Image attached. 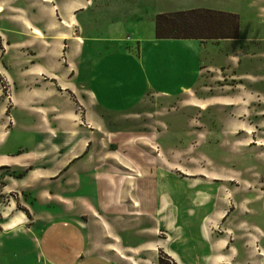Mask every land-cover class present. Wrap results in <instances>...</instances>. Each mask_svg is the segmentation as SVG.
<instances>
[{"label": "crops", "instance_id": "1", "mask_svg": "<svg viewBox=\"0 0 264 264\" xmlns=\"http://www.w3.org/2000/svg\"><path fill=\"white\" fill-rule=\"evenodd\" d=\"M204 3L217 5L219 0H78L68 19L60 21L69 26L68 38L60 39L66 42L68 66L52 72L53 89L42 90L45 83H41L19 92L20 96L14 93L19 102L14 112L25 113L23 109L30 103L51 98L56 105L87 106L102 124L104 111L133 116L149 95L179 98L193 100L201 113L219 122V129L228 137L242 133L249 144L257 143L256 139L264 138V20L253 16L246 34L240 21L236 39L155 38L159 13L196 8L233 13ZM31 27L29 32L44 35L43 25ZM23 74L22 82L29 77L38 82L36 77H43L44 72L35 66L24 68ZM8 104L0 87V264H156L158 249L176 264H237L236 252L240 259L253 256L264 262V248L259 246L260 250L251 253L245 247L247 238L235 239V221L230 217L227 230L232 236L205 238L204 208L195 210L192 219L187 211L177 209L175 229L171 219L165 220L161 224L166 237L157 238L152 207L162 199L171 201L165 183L153 194L131 196L127 213L142 222L137 228L131 226L126 235L117 231L115 237L120 241L92 238L93 223L102 231V239L108 236L111 224L104 219L93 222V217L85 218L86 212L76 215L62 209L63 204H76L80 199L99 202L89 190L80 195L75 191L77 185L82 190L97 180L93 182L91 172L80 175L85 164L77 156L85 145L79 154L70 144L53 145L48 151L41 116L11 117ZM59 115L66 122L75 117L62 108ZM46 123L52 128L49 120ZM12 135L17 140L8 146ZM21 138L26 139V146L20 144ZM17 172L23 173L21 178L11 176ZM61 187H67L66 194ZM183 198L187 201L188 197ZM165 217H172V211ZM184 227L189 229L187 235ZM125 236L140 240L128 242ZM173 239L179 242L170 243Z\"/></svg>", "mask_w": 264, "mask_h": 264}, {"label": "rangeland", "instance_id": "2", "mask_svg": "<svg viewBox=\"0 0 264 264\" xmlns=\"http://www.w3.org/2000/svg\"><path fill=\"white\" fill-rule=\"evenodd\" d=\"M77 2L0 0V87L3 95L8 97L7 114L15 118L25 113L32 117L40 115L44 135L47 134L43 144L48 151L53 145L70 144L79 154L85 145L83 153L77 156L85 164L80 175L91 172L94 183L97 179L92 187L83 186L81 190L77 185L75 191L80 195L89 190L97 195L100 203L91 204L76 197L79 200L76 204H63L62 209L76 215L86 212L85 218L93 217V222L106 220L112 226L108 236L102 239V231L93 223L92 238L100 242L105 239L109 242L120 241L115 237L117 231L120 235H126L131 226L137 228L139 221L142 222L141 219H132L127 213V208L130 210L132 205L131 196L153 194L165 183V194L171 195V201L162 199L152 207L156 212L157 238L166 237L161 224L165 220L171 219L172 228L175 229L173 214L177 209L187 211L189 219H192L195 210L204 208V221L207 223L203 227L205 238L206 235L210 239H228L232 236L227 230L230 217V221H235V239L247 238L245 247L251 253L255 249L260 250L259 246L264 248V138H255L258 142L253 145L244 139L242 133L230 138L226 131L219 129V122H215L213 116L198 110L193 100L163 99L151 95L144 105L135 109L133 116L104 111L102 124L87 106L73 103L70 106L56 105L51 98L30 103L23 109L25 113L19 110L14 112L19 105L14 93L20 96L19 92L41 83H45L41 84L42 90L44 87L46 91L53 89L50 79L52 72L57 67L62 69L68 66L66 42L63 44L60 39L68 38L69 26L60 21L68 19ZM219 3L217 5L238 15L239 27L242 21L245 34L250 29L249 21H254L253 16L258 15L260 20H264V0H219ZM32 24L43 25L44 35L29 32ZM35 66L44 72L43 77L38 75V82L32 77L22 82L20 77L25 78L24 68ZM63 86L66 84L63 83ZM61 108L67 113L69 111L71 117L74 112L75 117L71 118L74 120L64 121L66 118L59 115ZM48 120L52 128L48 127ZM16 140L12 135L8 146ZM20 140V144L26 146V139ZM248 141L251 142L250 138ZM45 181L46 186L48 179L45 178ZM146 182L149 185H143ZM60 189H63L62 194L67 193V187ZM185 195L187 201L183 198ZM17 208L22 209L19 204ZM168 211H172L170 218L165 217ZM98 214L103 217L100 218ZM188 231L184 227V235ZM123 238L128 242L140 240L136 237ZM174 240L170 243L179 242ZM236 256L237 264H264L253 256L240 259L237 252Z\"/></svg>", "mask_w": 264, "mask_h": 264}, {"label": "trees", "instance_id": "3", "mask_svg": "<svg viewBox=\"0 0 264 264\" xmlns=\"http://www.w3.org/2000/svg\"><path fill=\"white\" fill-rule=\"evenodd\" d=\"M239 34L237 14L206 8L159 13L155 16L156 39H236ZM23 173H12L21 178ZM156 264H176L161 249L157 251Z\"/></svg>", "mask_w": 264, "mask_h": 264}]
</instances>
